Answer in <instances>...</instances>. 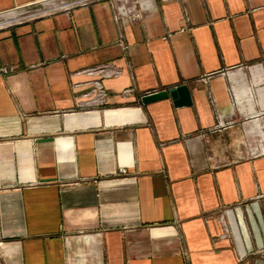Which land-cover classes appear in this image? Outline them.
Masks as SVG:
<instances>
[{
	"label": "crops",
	"instance_id": "crops-1",
	"mask_svg": "<svg viewBox=\"0 0 264 264\" xmlns=\"http://www.w3.org/2000/svg\"><path fill=\"white\" fill-rule=\"evenodd\" d=\"M2 68L0 264H264V0H80Z\"/></svg>",
	"mask_w": 264,
	"mask_h": 264
},
{
	"label": "built area",
	"instance_id": "built-area-1",
	"mask_svg": "<svg viewBox=\"0 0 264 264\" xmlns=\"http://www.w3.org/2000/svg\"><path fill=\"white\" fill-rule=\"evenodd\" d=\"M53 1L54 0H42V1H39V3H31L26 6L15 7L14 9L0 12V29L13 26V25H17V24H21L26 21H31L33 19H37V18L46 16L47 14L52 13V10H58L59 8H64L66 6H69V4L59 3L56 5H53L52 9H48L47 11H37L36 13L28 14V15H26L23 12L24 9L37 6L38 4L49 3ZM11 70L12 69L2 68L0 69V75H7L11 72ZM99 93L101 94V96H103L102 90H100Z\"/></svg>",
	"mask_w": 264,
	"mask_h": 264
},
{
	"label": "water",
	"instance_id": "water-1",
	"mask_svg": "<svg viewBox=\"0 0 264 264\" xmlns=\"http://www.w3.org/2000/svg\"><path fill=\"white\" fill-rule=\"evenodd\" d=\"M167 95L172 97L175 106L189 105L191 103V96L186 84H178L168 89L151 91L142 96V101L150 102L151 100L164 98Z\"/></svg>",
	"mask_w": 264,
	"mask_h": 264
},
{
	"label": "rangeland",
	"instance_id": "rangeland-1",
	"mask_svg": "<svg viewBox=\"0 0 264 264\" xmlns=\"http://www.w3.org/2000/svg\"><path fill=\"white\" fill-rule=\"evenodd\" d=\"M79 2H80V0H54L55 4L65 3V4H69V5H74V4H77ZM47 10L48 9L43 8V6H41V7L40 6H33L31 8L24 9L23 12L26 15H28V14L36 13L37 11H47Z\"/></svg>",
	"mask_w": 264,
	"mask_h": 264
}]
</instances>
